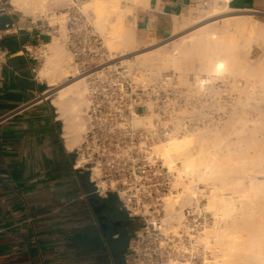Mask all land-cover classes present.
<instances>
[{
	"label": "crops",
	"instance_id": "obj_1",
	"mask_svg": "<svg viewBox=\"0 0 264 264\" xmlns=\"http://www.w3.org/2000/svg\"><path fill=\"white\" fill-rule=\"evenodd\" d=\"M198 1L148 0L135 18L139 39L173 36L178 19ZM230 5L264 15V0ZM14 18L24 31L3 42L11 56L0 70V264H113L114 250L98 231L89 179L74 168L79 146L68 150L65 123L45 97L49 81L40 80L37 62L20 53L37 36L52 43L56 28L17 13Z\"/></svg>",
	"mask_w": 264,
	"mask_h": 264
},
{
	"label": "built area",
	"instance_id": "obj_2",
	"mask_svg": "<svg viewBox=\"0 0 264 264\" xmlns=\"http://www.w3.org/2000/svg\"><path fill=\"white\" fill-rule=\"evenodd\" d=\"M79 4L80 0H75L67 12L65 44L76 65L101 63L105 58L104 40L84 18ZM198 4L208 6L206 0H199ZM16 13L11 0H0V19H11L0 26V70L11 56L3 42L24 31L14 18ZM59 31L57 27L54 34ZM47 45L37 36L31 44L23 45L20 53L38 62ZM89 78L85 132L75 150L74 168L87 175L92 197L101 201L117 197V207L135 226L128 247V263L193 264L200 259L204 264V246L196 247V238L203 231L192 232L188 222L176 235L164 232L176 217L172 220L175 212L167 210L168 200L181 195L179 191L190 182L180 169L166 164L158 152V147L175 138L178 132L187 131L189 123L179 124L176 120L181 107L163 102L158 89L138 87L109 71L96 72ZM178 183L183 186L176 189ZM203 210L199 209L202 223L196 226H204ZM173 227L177 228L174 224ZM194 248L200 252L197 259H193Z\"/></svg>",
	"mask_w": 264,
	"mask_h": 264
},
{
	"label": "rangeland",
	"instance_id": "obj_3",
	"mask_svg": "<svg viewBox=\"0 0 264 264\" xmlns=\"http://www.w3.org/2000/svg\"><path fill=\"white\" fill-rule=\"evenodd\" d=\"M139 1L140 0H80V4L77 7L82 10V14L85 15L84 18L92 25L97 35L104 40L105 48V58H103L101 63H89L86 65H76L64 40V29L67 23L66 15L69 9L74 6L75 0L53 2L44 9L43 7L41 9L39 5H31L25 12L17 10V15L24 20L47 23L56 29L60 27V32L53 35V46H55L58 51L54 53L55 51H52V49H50L51 47H47L45 55L37 62L38 68L36 76H39L41 69L45 70L48 68L45 72H48L49 76L46 79L49 81L48 84L50 87L47 88L46 92L55 89L54 92L46 94L45 97H47L49 103H52L55 111L59 113L65 125L66 121L82 125L84 123V108L89 102V76L96 72L106 73L109 71L123 76L125 79L138 85V87L143 86L145 88L158 89L163 102L176 104L181 107L176 113L177 122L179 124L184 123V121L189 123L187 131L184 132L179 128V130L184 133L178 132L177 135L186 136V134L190 135L195 133L196 135H193V138L196 140L195 147L198 149L206 146L208 144V139L213 134L225 133L226 141L229 140V142H231V151L229 150L227 152V154L229 153V155H231V157L228 155L229 163L230 166L235 169L238 165L236 159L239 157V155H236L234 152V143L236 141L234 131L235 122L232 125L229 120L231 118L230 112L232 108H234V105L233 102L230 103L227 105L229 107L228 109L225 105L227 103L226 99L232 98L229 93H231V91L234 92V82L231 80L229 84L225 85L223 83V78L219 76L214 78L211 85L205 84V86H203L205 89L199 91L196 87L197 81L194 79L196 77L195 72L190 71L188 74H182V70L168 62L166 58L171 55L173 45L182 43L185 41L186 37L190 36V34H193L195 31L198 33L201 30H214L228 26L233 37H237L240 41L249 42L251 56H255L251 58L252 62L264 60L263 37L260 35H251L249 32L243 33L240 30L234 29L230 26L231 19L222 21L226 17H238L247 22L246 26H252L254 23L264 24V15L250 11H236L232 9L230 4L229 9H226L221 1L206 0L208 2L207 7H203L200 4L190 7L186 13L178 19L177 22L188 20V23L179 30L175 29L173 36L162 41H142L139 39L134 28L138 10L143 7L140 6L141 4L137 5L135 3H139ZM217 12L223 13L212 16ZM201 19H203V21L195 23ZM225 22L226 24H224ZM126 36L127 39H129L127 42L125 40ZM50 43L51 42H48V44ZM177 56L178 55H174V57ZM151 58H154V62L150 61ZM200 76L204 77V75ZM79 79H84V81L78 88H74L62 98L59 97L60 93L58 95L55 94L62 89L68 88L70 84ZM81 130L82 136L84 134L83 127H81ZM225 156L227 155L219 158V161L225 160ZM218 162L215 164L220 166ZM181 167L182 164L178 163L177 168L180 169ZM200 169L199 175L197 176H200L199 179H195L192 176L188 177L190 182L186 183V188L190 187L191 191L187 196L185 197L184 188L179 191L183 199H188L186 201L187 205L191 203L196 204L201 201L199 209L205 208L208 204L204 197H200V195L203 196L202 193L205 195V193L208 192V188H210V192H212L213 189L211 188L215 186L220 187L218 193L222 195V193L224 194L225 192H233L231 189L237 187V185L233 184L236 178L239 179V182L244 188L253 184L252 181H250L252 174L251 169L246 172L236 171L233 175L229 173L226 175L223 174V176L218 175L216 179H210V171H208L205 164L202 165ZM260 179L263 180L262 177ZM233 196L237 195L234 194ZM111 197H114L116 204H118L117 197ZM188 210L189 209H184L185 214L189 217L188 222L191 225H201L202 219L199 217L200 215L197 208L193 205L191 210ZM210 212L212 214L210 213L209 219L213 221L215 217L211 210ZM195 220L198 222L196 223ZM173 224L177 226L176 223ZM214 240V238L213 240L211 239L212 244ZM201 262L202 261L198 259L193 264H201Z\"/></svg>",
	"mask_w": 264,
	"mask_h": 264
},
{
	"label": "bare ground",
	"instance_id": "obj_4",
	"mask_svg": "<svg viewBox=\"0 0 264 264\" xmlns=\"http://www.w3.org/2000/svg\"><path fill=\"white\" fill-rule=\"evenodd\" d=\"M59 1L61 0H11V3L16 11L25 12L31 5H39L41 9L42 7L44 9L49 4ZM147 1L140 0L139 3H135L144 7ZM215 1H221L224 8L229 9L231 0ZM219 13L223 12L214 13L212 16ZM228 19H231L230 26L234 29L264 38V24L254 23L252 26H246L247 22L238 17H226L222 21ZM201 21L203 19L195 23ZM187 23L188 20L176 22V30L181 29ZM194 33L186 37L182 43L173 45V54L171 53L166 59L176 68H180L182 74H188L190 71L195 72L194 79L197 81L196 87L199 91L205 89L203 85H211L214 78L219 76L223 78L225 85L229 84L231 80L234 82V92L229 93L232 98L226 99L225 105L232 102L234 105L229 120L232 125L235 122L234 152L239 155L238 160L236 159L238 165L235 169L230 166L229 153L227 154V152L231 151V142L226 141L225 133L213 134L208 139V144L198 149L195 147L196 140L193 138L195 133L186 134V136L177 135L159 146L158 152L166 164L169 163L172 167H177L178 163L182 164L180 173L195 179L200 178L197 176L201 170L200 167L204 164L210 171V179H216L218 175L223 176L227 173L233 175L236 171L252 170L250 181L253 184L249 187L244 188L236 178L233 184L237 187L231 189L233 190L231 193L225 192L220 195L218 193L220 187L216 186L211 188L212 192L208 188L205 195L202 193L203 196L200 195V197H204L208 202L203 210L204 226L194 224L188 225V227L192 232L203 231L196 238V247L204 245V264H264V60L252 62L251 58L255 56H251L249 42L233 37L228 26L214 30H201L198 33L195 31ZM125 40L126 42L129 40L127 36ZM53 42L47 47H51L50 49L56 53L58 50L53 46ZM174 55L178 56L174 57ZM154 58H151L150 61L154 62ZM47 70L48 68L40 70L39 78L41 80H45L49 76L48 72H45ZM200 75H204V77ZM84 79L75 81L68 88L55 94L60 93L59 97L62 98L66 93L78 88ZM54 91L55 89H52L47 94ZM81 127H83L84 133V123L78 125L75 122L66 121L64 136L68 150L73 151L80 145ZM224 155H227L226 159L219 161V158ZM229 156L231 157V155ZM217 162L220 166L215 164ZM176 169L179 170V168ZM261 177L263 180L260 179ZM180 186L183 185L178 183L175 188L178 189ZM190 191V187H184L185 197ZM234 194L237 196H233ZM187 200V198L183 199L182 195H178L176 199L168 200L167 210L175 212L172 214V220L176 216L173 222L177 224V228H174L171 223L169 229L164 232L170 231L176 235L181 228L187 225L189 217L185 214L184 209H191L194 205L199 212L201 201L187 205ZM210 210L215 217L213 221L209 219ZM213 238L215 240L212 244L211 239L213 240ZM198 253H200L198 248H194L193 259H197L196 254Z\"/></svg>",
	"mask_w": 264,
	"mask_h": 264
},
{
	"label": "flooded vegetation",
	"instance_id": "obj_5",
	"mask_svg": "<svg viewBox=\"0 0 264 264\" xmlns=\"http://www.w3.org/2000/svg\"><path fill=\"white\" fill-rule=\"evenodd\" d=\"M108 209L101 210L100 206H95V217L98 224V231L105 240L107 246L114 250L112 253L113 264H129L128 263V247L134 228L128 216L119 210L116 206L107 203ZM111 212V213H109ZM99 215H102L100 217ZM103 216L108 217L106 221ZM99 217L102 220H99ZM101 264H106L102 260Z\"/></svg>",
	"mask_w": 264,
	"mask_h": 264
},
{
	"label": "water",
	"instance_id": "obj_6",
	"mask_svg": "<svg viewBox=\"0 0 264 264\" xmlns=\"http://www.w3.org/2000/svg\"><path fill=\"white\" fill-rule=\"evenodd\" d=\"M91 201H92V204H94L95 206H96V205L100 206L101 210H103V209H108L107 202H103V201H101V200L98 199V198H92ZM109 213H111V212H109ZM99 216L102 217V215H99ZM100 217H99V220L101 221L102 218H100ZM103 218H104L106 221H108V217H107V216H103Z\"/></svg>",
	"mask_w": 264,
	"mask_h": 264
},
{
	"label": "trees",
	"instance_id": "obj_7",
	"mask_svg": "<svg viewBox=\"0 0 264 264\" xmlns=\"http://www.w3.org/2000/svg\"><path fill=\"white\" fill-rule=\"evenodd\" d=\"M4 23H3V21L2 20H0V26H2ZM108 201H110V204H112V203H114V204H116V201H115V198L114 197H110L109 199H108ZM112 202V203H111ZM108 203V202H107ZM131 226H132V228H134V225L131 223ZM130 239V237H128V240Z\"/></svg>",
	"mask_w": 264,
	"mask_h": 264
}]
</instances>
